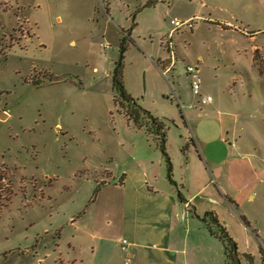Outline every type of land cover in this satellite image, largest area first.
I'll return each mask as SVG.
<instances>
[{"label":"rangeland","instance_id":"obj_1","mask_svg":"<svg viewBox=\"0 0 264 264\" xmlns=\"http://www.w3.org/2000/svg\"><path fill=\"white\" fill-rule=\"evenodd\" d=\"M191 17L193 30L171 36L172 19ZM124 38L125 86L164 119L173 155L190 135L181 113L188 119L194 104L200 119L215 100L221 113L202 120L217 124L223 114L231 152L260 172H251L257 199L244 205L251 229L232 231L239 250L264 264V0H0V264H141L123 246L133 215L124 214L117 174L150 164L138 150L158 147L114 106ZM167 48L165 64L176 68L165 73ZM188 65L199 67L212 102L196 104ZM205 176L186 192L219 193Z\"/></svg>","mask_w":264,"mask_h":264},{"label":"crops","instance_id":"obj_2","mask_svg":"<svg viewBox=\"0 0 264 264\" xmlns=\"http://www.w3.org/2000/svg\"><path fill=\"white\" fill-rule=\"evenodd\" d=\"M168 52L169 55L160 59L164 65H166L165 61L171 57L169 50ZM173 64L174 68H172ZM175 68L176 64L171 62L164 67V72H171ZM213 103L210 104L213 106L206 110L209 114H198L200 119L193 117L196 107L190 104L188 119L185 115L183 118L190 130V135L182 137L179 155H173L168 147L173 161V176L181 186L180 191L168 179L167 162L159 149L151 155L144 151L140 153L138 150L137 154L144 160H148L150 164L141 163L132 169L124 168L117 174L119 180L123 179L121 185H124V189L128 191L124 214L129 217L131 213L133 215V221L129 219L126 223L131 240L128 241L125 238L129 245L123 244V246L127 247L130 256L139 259L141 264H226L223 243L210 233L207 224L201 218L206 212H216L220 222L226 226L237 242L238 237H235L232 231L235 225L244 227L243 219L246 218L249 222L247 228L251 229L252 219L245 212L244 205L257 199V186L253 182L255 178L251 173L254 170V164L247 159L246 155L231 152L236 145L228 146L227 137L224 135L226 129L223 114L221 121L218 120L217 124L204 123L206 120H202L203 117L210 118V115L216 112L221 113L219 108L215 111L216 107ZM196 104H201L198 98H196ZM144 107L152 111L150 107ZM156 116L164 121L160 115ZM148 141L150 142L149 139ZM156 162L160 170L156 168ZM254 171L258 177L260 172ZM162 173L166 181L157 179ZM205 173H209L217 180V186L221 191L219 193L210 191L207 190L206 185H203L195 192L189 190L186 192L187 186H192L197 183V180H205ZM261 173H264V168ZM153 182L157 184L151 185ZM100 199L101 194L97 201ZM219 203H224L223 207ZM225 209L230 212L223 214ZM194 213L201 217L195 216ZM208 221V224L217 230L210 219ZM188 223L190 224L185 228ZM152 241L158 242L159 247L154 248L153 246L157 243L152 245ZM241 252L252 254L256 261L253 252L247 250Z\"/></svg>","mask_w":264,"mask_h":264},{"label":"trees","instance_id":"obj_3","mask_svg":"<svg viewBox=\"0 0 264 264\" xmlns=\"http://www.w3.org/2000/svg\"><path fill=\"white\" fill-rule=\"evenodd\" d=\"M120 47V58L116 62L113 70L114 106L117 112L123 115L129 124L131 123L137 129L142 130L149 140L151 139L155 142L167 162L168 179L172 185L180 191L181 186L173 176V161L168 149V127L162 119L156 116L152 111L146 109L139 102V100L132 96V94L127 90L124 82V58L128 49L127 39L124 38L121 40ZM44 76H48L51 82H57L67 78L65 76L55 77L48 73H44ZM181 116L184 118V114L181 113ZM6 178L7 175L3 172L2 177H0V181L5 180ZM119 183L123 184V179L119 180ZM101 188H99V191ZM181 198L183 199V195H181ZM194 215L198 216L196 213H194ZM201 218L207 224L210 233L219 238L223 243L226 264H242L243 259H246L249 264H254V257L252 254L243 253L239 250L238 242L230 234L226 226L220 222L219 216L216 212H206ZM208 219H210L212 225L217 227V230H214L211 225L208 224ZM243 220L246 225H249L246 218ZM261 253L264 260V250L262 247Z\"/></svg>","mask_w":264,"mask_h":264},{"label":"built area","instance_id":"obj_4","mask_svg":"<svg viewBox=\"0 0 264 264\" xmlns=\"http://www.w3.org/2000/svg\"><path fill=\"white\" fill-rule=\"evenodd\" d=\"M198 18L196 17H191L188 19L181 20L179 18H175L171 20V24L173 26L172 31H171V36L173 33L177 30L180 29H188V30H193L196 25V21ZM104 49H109V46L111 45L110 43L103 44ZM176 60L174 51H173V56ZM199 67L198 66H193V65H188L187 67V72L192 75L191 81H190V86L192 89L193 95L198 98L199 102L201 104H208L213 101V97L211 95H206L204 94L202 90V80L200 76L198 75ZM124 245L126 246L128 244L127 240L125 239L123 241ZM125 250H128L127 247H124Z\"/></svg>","mask_w":264,"mask_h":264},{"label":"water","instance_id":"obj_5","mask_svg":"<svg viewBox=\"0 0 264 264\" xmlns=\"http://www.w3.org/2000/svg\"><path fill=\"white\" fill-rule=\"evenodd\" d=\"M181 204L183 205V202H181Z\"/></svg>","mask_w":264,"mask_h":264}]
</instances>
